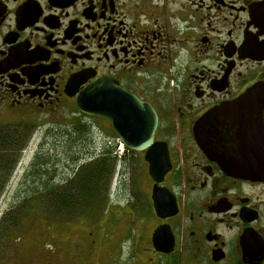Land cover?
<instances>
[{"label":"flooded vegetation","instance_id":"1","mask_svg":"<svg viewBox=\"0 0 264 264\" xmlns=\"http://www.w3.org/2000/svg\"><path fill=\"white\" fill-rule=\"evenodd\" d=\"M85 89L107 118L78 109ZM143 104L157 123L133 149L112 122L128 113V140L142 143ZM0 122L41 137L14 195L47 193L36 163L52 151L40 169L56 192L97 139L117 157L109 234L96 219L51 221L53 242L14 245L9 259L1 246L0 264H264V0H0ZM78 122L83 149L67 139Z\"/></svg>","mask_w":264,"mask_h":264},{"label":"trees","instance_id":"2","mask_svg":"<svg viewBox=\"0 0 264 264\" xmlns=\"http://www.w3.org/2000/svg\"><path fill=\"white\" fill-rule=\"evenodd\" d=\"M77 125L80 126L77 134L67 139H72V141H74L72 146L77 145L79 149H83L85 147L81 145L80 141L86 139L88 130L82 126L83 124L81 122H78ZM28 138L29 134L27 133L23 137H20L17 132L9 136H6V133L0 132V169L7 164L6 167L8 168V172L12 171L20 156V151L25 147ZM62 139L65 141L67 140L66 137ZM48 163V160L44 161V159L40 157L39 161L36 163L37 170L42 173L41 177H38L39 179L37 178L42 184V186L38 188H47V193L35 195L37 200L30 193L18 195L23 197V200L24 197H28L27 199H29L31 205L38 201V204L35 206L43 210L45 219L51 218L48 222L67 220L69 218L70 220L72 218H86V220L99 218L108 201V186L116 164L115 155L103 148L98 157L81 165L73 177L69 179L66 178V180L62 178L61 181L64 179L61 186L62 188L58 189L57 192L55 189L51 188L53 182H51V180H46L48 178L46 175L47 171L44 170V172H42V169H40L41 167L44 168V165L47 167ZM5 180L0 178V190ZM20 207L22 206L20 205ZM30 211L32 214L33 212L36 213L37 210L31 209ZM22 218H24L23 215L19 218L20 222ZM11 220H14V222H11ZM2 222L14 224L16 222V216L15 219L14 217L3 218ZM8 229V226H2L0 227V232L6 233Z\"/></svg>","mask_w":264,"mask_h":264},{"label":"rangeland","instance_id":"3","mask_svg":"<svg viewBox=\"0 0 264 264\" xmlns=\"http://www.w3.org/2000/svg\"><path fill=\"white\" fill-rule=\"evenodd\" d=\"M0 124H3V123L0 122ZM38 130L39 129L36 128L32 132V135L28 140L27 146L25 147L23 152L20 153V159L22 160V162L16 168V171L13 173V176L10 177V181L7 184V187L4 188L3 193L0 194V223H1L0 227L5 226V225L9 227V229H8V231H6V233H4L2 231L0 232V247L6 246L3 248L7 254L6 256H4V257H6V259L14 258V254L16 252V250L14 249L15 248L14 245L17 247V244H22L25 241H27L28 243H36V242H38L39 238H41V240L48 239L51 242H53L55 240L51 236V233H50L51 228L53 229V225H52L53 223L48 224L49 223L48 221L51 220V218L45 219L43 210H41V208L39 209L38 206H35L38 204V201L36 203H34L33 205H31L29 199H27L28 197H24V200H23V197H21L19 195H14L15 189L17 188L18 185L21 184L20 179L24 175L25 170L29 165V161L32 159L35 152H37L38 144L41 141L40 135L36 132ZM95 138L96 139L98 138L97 133H95ZM101 146H98V139H97V141L95 142V146H94L95 149H94V154L92 155V157L84 158L83 160H81V162L79 161L78 164L76 165L77 168L75 167L74 170H76V169L78 170L79 167L81 166V164L83 165L87 161L93 160L96 157H98L101 150H102L101 148L103 147V146L102 147ZM50 154L51 155L49 157L52 158L53 160H56V158H59L57 153L54 151H52ZM50 158H48L47 160L51 161V160H49ZM61 171H62L61 169L57 171L60 176H62ZM71 176H72V172L70 173L69 177H71ZM38 177L40 178L41 174ZM29 180H30V182L32 181L31 178H29ZM130 180H131L130 178L126 179L125 183L127 186H124L123 188H121V190H119L118 193L113 191V193H111V195H110V198L112 200L118 201L119 203L124 202V199H126L128 197L129 191L127 189L129 188L128 185H129ZM115 186H116V178H113L112 182H111V190H116L117 186H116V189H115ZM35 199L37 200V197H35ZM111 202L112 201L110 200L108 204H111ZM20 205L22 207H20ZM116 206H118V205H116ZM119 208H121V205L119 206ZM31 209L37 210L36 213L33 212L31 214V211H30ZM106 211H108V210H107V208L105 209V206H104L103 211L101 212L99 218L96 219V220H99L98 222H100V224L97 226V229H98L99 235L101 237H104L103 233L109 234L112 231V226L104 227V226H108V222H106L107 218L105 217ZM29 212L31 215L29 214ZM22 215L24 216V218H22L21 222H20L19 218ZM15 216H16V222L14 224H11V223L8 224L7 222H2L3 217L4 218H10V217L13 218L14 217V219H15ZM109 216H111L113 218L115 216H117V218H118V219L115 218V220L119 221V223H120V225H119L120 227L117 229V234H116V237L119 238V236H121L122 232H124V229H122L121 225H123L125 223V218H121L119 216V213H114V212H111L109 214ZM90 220H92V219H90ZM96 220L93 219V222H96ZM11 222H14V220H11ZM43 222L45 224H43ZM85 224H87V223H85ZM91 231H92V229H91ZM7 236L13 237V240H17L16 238H19V239L16 241V243H13V241H8L6 239ZM74 236L78 237V238L83 237V235H81V234H79V235L75 234ZM122 236H124V234H122ZM100 255H101V253H100ZM36 256L37 255H35V257Z\"/></svg>","mask_w":264,"mask_h":264},{"label":"water","instance_id":"4","mask_svg":"<svg viewBox=\"0 0 264 264\" xmlns=\"http://www.w3.org/2000/svg\"><path fill=\"white\" fill-rule=\"evenodd\" d=\"M87 92H88L87 89H85L77 96L78 109L85 114L94 115L101 118H107L108 116L105 114L103 108L100 107V105L98 107V106H93L91 104V100L89 99ZM94 100L99 101L98 98ZM128 116H129L128 113H124V111L122 110L120 111V115L118 116V118L120 119L119 122L117 121L112 122L115 133L118 136H120L121 139L124 140L127 146L133 147V149H141L144 146L150 144L157 123V118L153 110L150 107H148L146 104H143L142 110L139 109L138 112L136 113L137 124L142 126L141 132L143 135L141 138L142 143L139 144H138V142L140 141L139 138L138 139L132 138L128 140V136L131 135L133 132H135L133 130L131 131V129L127 127L128 123L126 122V119ZM200 125L201 123H199V121L195 125V134H196L197 142H200L199 137H197V135L200 133Z\"/></svg>","mask_w":264,"mask_h":264}]
</instances>
